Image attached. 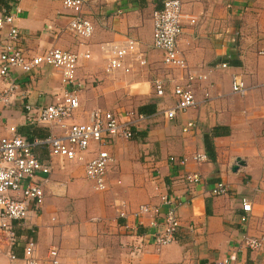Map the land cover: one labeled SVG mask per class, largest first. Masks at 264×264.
I'll use <instances>...</instances> for the list:
<instances>
[{"label":"crops","instance_id":"1","mask_svg":"<svg viewBox=\"0 0 264 264\" xmlns=\"http://www.w3.org/2000/svg\"><path fill=\"white\" fill-rule=\"evenodd\" d=\"M164 1L93 0L84 15L95 29L84 38L65 29L70 17L63 0H0L1 12L22 8L16 23L32 53L60 47L90 54L81 57L70 86L80 106L68 122L87 121L96 108L134 109L149 116L134 128L132 139L95 142L82 160L51 158L48 147L36 146L37 157L51 158L53 166L43 177L44 202L29 225L16 228L19 259L11 260L0 246V264H20L27 239L38 243L41 256L57 247L60 264H213L231 256L235 264H264V244L253 249L244 243L247 236H264V0H181L188 19L197 22L185 21L180 49L190 69L208 78L194 84L198 104L173 119L162 110L176 102L172 79L179 81L188 71L167 66L163 52L154 47L153 15ZM130 40L147 63L141 64L136 52L124 58L123 67L107 70L113 50ZM234 73L244 78L246 95L233 92ZM162 78L166 94L159 96L154 81ZM10 83L18 87L19 97L0 105V136L11 135V127L30 141L61 133L55 124L31 121L26 110L28 102L45 106L62 97L67 87L58 69L44 65L31 75L17 69L0 80V88ZM189 122L192 126L184 131ZM101 149L113 158L105 191L85 173L86 162ZM196 153H206L207 160L196 161ZM171 156L187 161L174 163ZM238 159L243 163L234 171ZM190 172L200 173L202 182L187 183L184 177ZM221 181L228 193L213 194ZM162 194L181 203L176 241L161 249L152 244L133 248L132 233L154 230L151 216L127 219L117 208L160 206ZM244 198L252 211L243 210ZM160 207L162 218L167 207Z\"/></svg>","mask_w":264,"mask_h":264},{"label":"built area","instance_id":"2","mask_svg":"<svg viewBox=\"0 0 264 264\" xmlns=\"http://www.w3.org/2000/svg\"><path fill=\"white\" fill-rule=\"evenodd\" d=\"M91 1L93 0H63L66 15L70 17L65 27L67 31L84 38L93 34L94 24L84 15V9ZM21 11L22 8L17 5L12 11H0V80H6L17 69L31 75L41 66L49 65L61 72L63 83L67 88L63 91L62 97L54 103L45 106H35L31 102L26 104L31 121L39 124H55L61 127V133L30 141L17 134L15 127H11V135L0 136V246L6 248L13 261L19 259L14 250L19 237L16 231L17 226L29 225L32 213L42 208L45 198L43 177H47L52 172L51 158L58 156L82 160L95 142L104 143L107 137L132 139L134 128L149 118L148 114L134 109L114 112L96 108L90 113L89 120L68 122L80 106L76 90L70 89V86L76 81L81 57L88 58L90 54L72 52L60 47H50L41 52L32 53L26 47L16 23L17 15ZM186 20L192 24L197 22L194 17L188 19L181 0H165L163 7L156 10L153 15L154 47L163 52V61L167 66L188 71V74L181 80L172 79L176 102L162 110V113L170 119L187 112L198 104L194 84L198 80L208 78L206 73H198L190 69L180 49L179 40ZM136 52V44L133 40H130L125 47H116L109 59L107 70L123 67L124 58L132 53L135 55ZM135 57L141 64L147 63L139 52ZM221 67L226 68L228 64L222 63ZM125 70L129 71V68L126 67ZM154 87L157 95L164 96L167 82L163 78L156 79ZM17 88L14 83L0 88V105H9L17 100L19 97ZM232 90L240 95H246L248 92L247 84L239 73L232 75ZM190 126L192 123L189 122L184 131H187ZM36 146L48 147L51 156L49 161H43L37 157ZM207 158L206 153L194 155V159L198 162L206 161ZM112 160L110 152L107 149H101L86 162V176L95 182L96 188L100 191L109 189L107 170ZM170 160L178 164H185L187 161L186 158L177 159L172 156ZM184 179L189 184H199L203 177L198 172H190L185 175ZM212 191L215 195L227 194L229 186L221 181L215 184ZM161 204L167 207L162 218L160 207L162 205L154 206L144 203L133 211H127L122 207L117 208L119 216L127 219L131 216L134 218L148 214L151 216L149 226L154 230L139 235H136V232L132 233L133 248L142 250L152 244L157 249H161L176 241V233L181 225L178 215L181 203L168 194H162ZM242 208L250 212L252 203L244 198ZM244 243L250 248L258 249L264 244V236H247ZM23 251L24 255L20 264H45L46 261L60 264V251L57 247L51 248L47 256H41L38 252V243L33 239H27L24 242ZM232 259L231 256L213 264H235Z\"/></svg>","mask_w":264,"mask_h":264},{"label":"water","instance_id":"3","mask_svg":"<svg viewBox=\"0 0 264 264\" xmlns=\"http://www.w3.org/2000/svg\"><path fill=\"white\" fill-rule=\"evenodd\" d=\"M242 163H243V161H241V159H238L236 165L233 167V170H234V171H237V169L239 168V166H240Z\"/></svg>","mask_w":264,"mask_h":264},{"label":"rangeland","instance_id":"4","mask_svg":"<svg viewBox=\"0 0 264 264\" xmlns=\"http://www.w3.org/2000/svg\"><path fill=\"white\" fill-rule=\"evenodd\" d=\"M132 106V105H131Z\"/></svg>","mask_w":264,"mask_h":264}]
</instances>
